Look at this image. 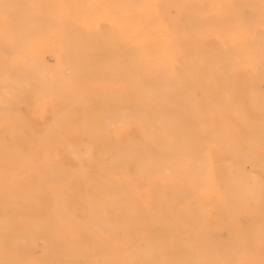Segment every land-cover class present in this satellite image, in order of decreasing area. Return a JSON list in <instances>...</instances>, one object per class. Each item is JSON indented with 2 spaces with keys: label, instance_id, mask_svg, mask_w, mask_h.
I'll return each instance as SVG.
<instances>
[{
  "label": "rangeland",
  "instance_id": "rangeland-1",
  "mask_svg": "<svg viewBox=\"0 0 264 264\" xmlns=\"http://www.w3.org/2000/svg\"><path fill=\"white\" fill-rule=\"evenodd\" d=\"M45 1L52 5L46 12L77 18L74 25H60L58 29L61 33L73 30L85 36L84 42L97 46L100 53L106 51L110 45V39L106 35L108 28L120 27L124 22V16L127 17L128 23L133 14L149 18L150 5L154 2H147L142 6L135 0H113L107 11L94 10L92 19L85 22L79 12L71 10L72 4L60 5L57 4V0L43 2ZM123 1L129 5L127 12L121 8ZM155 1L162 10L160 16L172 19L174 24L173 32H169L170 29L165 27L166 31L162 33L164 45L160 51L161 56L163 59H170L178 67L183 66L187 70L186 75L198 73L196 85L206 90L209 103L219 101L218 95L221 92L228 93L231 100H239V139L242 148L239 163L245 170L241 174L246 179L251 173H258L264 183V169L257 170L254 166L256 164L264 167V137L257 132V127L264 123V0H256L253 11H246L245 17L250 19L249 22L242 23L239 20V24L230 25L229 20L223 18L220 25H211L210 22L206 24V31L201 33L191 26L182 24L186 15L184 12L171 10V5L175 2ZM213 5L209 2L207 10L214 9ZM200 13L204 17L207 16L206 11ZM143 25H147L144 19L141 23L129 27L128 34L133 37L132 43L140 42L142 39L149 43L154 41L158 26L155 24L146 26L148 31L144 38H140L138 32L143 29ZM247 37L249 47L242 51V43ZM43 43L46 48L54 46L50 37L43 38ZM73 45H75L73 49L70 46L68 49L53 48L45 54L42 53L36 58V68L22 63L24 71L19 75V80L31 78L34 81L32 87L26 91L24 89L26 94L32 97L31 101L25 104L16 102L12 105H0V223L12 216L17 219L15 226H10L8 231L1 234V243L18 234L23 244L15 248L20 247L18 251L22 255L30 254L31 264H44L48 261L44 254L52 255L74 244L78 245L79 249L87 247L82 249L85 250L82 264H182L181 260L188 264L223 263V260H219L222 258L219 247H210L211 243L207 240L202 245L190 244L184 241L183 237L179 240L178 237L169 234L167 227L171 229V223L166 218H164L166 224L160 226L153 223V217L147 218L146 223L150 228L145 234H139L140 240L135 241L137 233L125 241L124 235H128L132 225L125 223L130 209L124 198L131 193L135 200L141 198L138 194L141 188L133 184L137 182L135 176L138 174L131 162L124 161L122 153L124 149L112 142L116 137L114 134H118L122 138L129 136L131 141L142 147V137L136 132L133 135L127 134L125 128H117L115 123L116 132L108 129L107 127H113V121L106 112L100 114L99 120L95 119L97 108L90 104L97 94V88L91 82L92 75L85 72L89 67L92 68L89 64L91 60L80 58L78 44ZM238 46L239 55L233 56V60L231 57V61H235L233 71L226 65L219 64L221 54L234 51ZM133 51L130 50L129 55L119 59L120 63H127V70L132 68L130 59L133 57ZM99 58L101 61L110 60L104 55ZM155 63V59L148 58V66L153 68ZM126 69L118 68V75L123 77ZM208 69L210 72H207ZM42 73L47 78L54 75L61 77L63 80L61 87L50 85L45 90L36 84ZM193 86L195 83L192 80L183 84L186 89ZM5 87L6 90L0 91V103H7L8 95L13 96L12 100H17L25 93L19 86H14L10 82L6 83ZM226 115L234 117L230 112ZM126 125L128 130L136 129L137 120L130 119ZM189 136L196 137L195 134ZM211 146H214L213 143ZM144 151L145 148L140 160L146 161L148 154L152 153L146 154ZM187 154L190 157L196 155L202 157L204 152L190 149ZM247 155H256L255 164L246 161ZM110 161H116V166L110 168L108 166ZM169 165L176 164L170 160ZM155 168L153 166L152 170ZM193 172L198 175L199 171L195 167ZM155 180H161L168 185L176 181L181 183L180 179H174L171 175L155 177ZM246 189L245 183L239 186V200L242 197L250 198L260 210L257 216L244 213L239 216V231L253 230L257 235L252 236L251 252L239 256V264H264V234L258 235L260 230L264 233V188L253 191ZM189 194L186 193L185 196ZM173 199L178 200L179 195L174 193ZM173 201L169 204L171 205ZM97 202L100 204H96ZM61 205H65V209ZM96 208L103 211L100 215V225L104 224L105 232H102L101 226L93 223L91 219L93 214L90 209ZM116 221L123 222L116 226V231L109 230L108 228L115 225ZM71 222H76L77 226L71 225ZM190 224H180L173 229H185ZM86 227L91 229L87 231ZM154 229L160 230V233ZM210 232H215V229L207 226L200 232L201 234L195 235H202L207 239ZM108 235L114 239L111 240ZM30 236L35 238L34 241L28 239ZM98 237H102L100 242ZM44 238L48 240L43 242ZM158 241L163 242L167 248L161 246L162 249L152 252L149 257L138 253V246L144 247L147 243L153 245L159 243ZM44 244L50 245L49 250ZM133 244L135 246H131ZM173 251L177 254L174 255ZM109 253L115 256H108ZM74 255L76 256L74 260L79 259L78 254ZM51 263L70 264V261L54 257ZM0 264L11 263L5 257H0ZM15 264L22 263L17 261Z\"/></svg>",
  "mask_w": 264,
  "mask_h": 264
},
{
  "label": "bare ground",
  "instance_id": "bare-ground-1",
  "mask_svg": "<svg viewBox=\"0 0 264 264\" xmlns=\"http://www.w3.org/2000/svg\"><path fill=\"white\" fill-rule=\"evenodd\" d=\"M43 1L0 0V91L6 90L5 84L8 82L19 86L23 91L24 89L28 90L34 81L31 78L19 80V75L24 71L22 63L25 62L36 68V58L42 53L45 54L53 48L68 49L70 46L73 49L75 47L73 44H78L77 48L80 51L78 56L91 60L89 64L92 68L89 67V70L86 69L85 72L92 75L91 82L97 88V94L94 95V100L90 104L97 108L98 113L95 119L99 120L100 114L106 112L113 121V127H107L108 129L116 132L117 130L114 128L116 124L117 128H125L127 134L138 133L142 137V147L131 141L129 136L122 138L118 134H114L116 137L112 142L124 149L122 152L124 161L131 162L138 174L135 176L137 182L133 184L141 188L138 192L141 198L135 200L132 193L124 198L130 209L125 223L132 225L128 230V235H124L125 241L137 233L138 237H134L135 241L140 240L139 234H145L150 228V225L146 223L147 218L153 217V223L157 226L165 225L164 218H166L171 223V229L167 227V232L172 236L178 237L179 240L183 237L184 241L190 244L200 243L202 245L207 240L211 243L210 247H219L222 253V258L219 260L224 262H217L218 264H239V256L251 252L250 242L253 240L252 236L256 235L253 230L239 231V216L241 213L257 216L260 210L250 198L242 197L239 200V186L245 183L247 191L264 188L260 174L251 173L246 179L242 177L245 170L239 163V154L242 149L239 139V100H231L228 93L221 92L218 95L219 101L209 103L206 90L196 85L199 78L198 73H194L192 76L186 75L185 71L187 70L183 66L178 67L170 59H163L160 53L164 45L162 33L166 31L165 27L170 29L169 32H173L174 24L172 19L160 16L162 10L155 0H135L142 6L147 2L154 1L150 5L149 18L133 14L134 16L132 15L130 23H128L127 17L124 16V22L120 27L107 29L106 35L110 39V45L102 53L97 46H91L84 42L85 36L75 33L73 30L61 33L58 29L60 25H74L77 18L66 14L48 13L46 11L52 5ZM255 1L240 0L241 8L239 9V0H170L171 3L175 2L171 5L172 11L184 12L186 15L182 24L191 26L200 33L206 31V24L209 22L212 23L211 25H220L223 18L228 19L230 25L239 24V20L242 23L249 22L250 19L245 17L246 11H253L256 6ZM209 2L214 4V9L207 10L206 6ZM112 3L113 0H57V4L60 5L72 4L70 5L71 10L75 13L79 12L85 22L92 19L94 10L105 12ZM123 3L121 8L127 12L129 5L124 1ZM200 11H206L205 15L207 16L204 17ZM209 17L212 22L209 21ZM142 19L147 25H143L138 36L144 38L148 31L146 26L155 24L158 26L155 39L151 43L146 39L132 43L133 37L129 36L128 29L131 25L141 23ZM48 37L52 39L54 46L46 48L43 38ZM246 39L248 37L242 43V51L249 47V42ZM67 43L70 45L67 46ZM130 50H134L133 57L130 59L132 68L127 70V63H120L119 59L129 55ZM102 54L110 60L101 61L99 57L103 56ZM235 55H239V46L234 51L221 54L219 64L226 65L233 71L235 61H231V57L233 60ZM18 57L24 59L18 60ZM148 58L155 59L156 63L153 68L147 64ZM121 67L126 69L123 77H120L117 71ZM207 72H210V69ZM203 77L208 78L206 75ZM189 80H192L195 86L186 89L183 84ZM62 83L61 77L54 75L47 78L44 73L40 74L36 82L45 90L50 85L61 87ZM77 83L79 84L80 81ZM11 97L13 96L8 95L7 103H0V105H12L16 102L25 104L32 99L26 92L22 93L17 100H12ZM227 112H230L234 117L226 115ZM130 119L137 120V128L132 129L134 131L128 130L126 125ZM257 132L264 137V123L257 127ZM191 134H195L196 137L191 138L189 136ZM212 143L214 146H211ZM142 148H145L146 154L152 153V155L148 154L146 161L140 160V155L143 153ZM190 149L202 150L204 155L190 157L188 154L186 155ZM245 159L255 164L256 155H247ZM170 160L176 165L170 166ZM108 166L115 167L116 161H110ZM153 166L156 167L154 170H152ZM254 166L257 170L264 169L262 165L255 164ZM195 167L199 171L198 175L193 172ZM164 175L180 179L181 183L176 181L168 185L161 180H155V177L162 178ZM174 193L179 195L178 200L173 199ZM186 193L190 194L185 196ZM108 201L114 204V202ZM170 201H173L171 205ZM96 204L99 205L100 202ZM62 207L65 209L66 206ZM90 211L93 214L91 218L93 223L100 225L102 209L96 208L90 209ZM170 216L171 218H169ZM16 222L17 219L14 216L9 220H2L0 236L8 231L10 226H15ZM121 222L123 221H116L115 225L108 229L116 231V226ZM186 223L192 225L190 224L185 229H173L174 226L178 227V225ZM70 224L77 226L76 222ZM100 226L101 231L105 232L104 224ZM207 226L215 229V232L207 234L209 235L207 239H204L202 235H195ZM162 227L160 228L162 229ZM90 229V227L85 228L87 231ZM74 230L76 231V229ZM154 231L160 233V230L154 229ZM263 234L260 230L258 235ZM16 235H12L3 244L1 243L2 236L0 237V257H5L11 264L17 261L22 264H31L30 254L22 255L18 251L20 247L15 248L23 244V241L19 240L22 238L18 234ZM224 236L226 237L222 238ZM109 238L114 239L112 236ZM28 239L34 241L35 238L30 236ZM47 240L44 238L42 241ZM101 240L102 237H98V241ZM78 241L80 242V240ZM158 242L153 245L147 243L144 247L138 246V253L149 257L161 246L167 248L163 242ZM44 245L49 250L50 245ZM131 246H135V244ZM82 249H87V247ZM82 249L74 244L68 245L52 255L46 253L44 255L48 261L44 264H52L54 257L69 259L70 264H82L85 251ZM74 254H78L80 262L79 259H73L76 257ZM173 254L176 255V251H173ZM108 256H115V254L109 253ZM180 263L188 264L185 260H181Z\"/></svg>",
  "mask_w": 264,
  "mask_h": 264
}]
</instances>
